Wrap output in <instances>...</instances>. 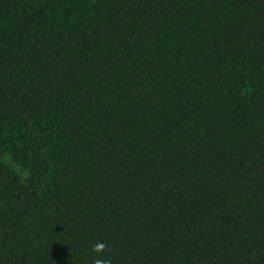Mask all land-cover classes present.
Returning a JSON list of instances; mask_svg holds the SVG:
<instances>
[{
	"label": "trees",
	"instance_id": "16d2710c",
	"mask_svg": "<svg viewBox=\"0 0 264 264\" xmlns=\"http://www.w3.org/2000/svg\"><path fill=\"white\" fill-rule=\"evenodd\" d=\"M264 264V0H0V264Z\"/></svg>",
	"mask_w": 264,
	"mask_h": 264
},
{
	"label": "clouds",
	"instance_id": "9594fccd",
	"mask_svg": "<svg viewBox=\"0 0 264 264\" xmlns=\"http://www.w3.org/2000/svg\"><path fill=\"white\" fill-rule=\"evenodd\" d=\"M107 251H109L108 243L103 240H97L92 246V252L96 255L93 264H111L110 258H103V254Z\"/></svg>",
	"mask_w": 264,
	"mask_h": 264
}]
</instances>
